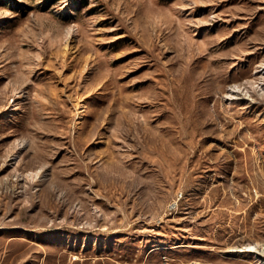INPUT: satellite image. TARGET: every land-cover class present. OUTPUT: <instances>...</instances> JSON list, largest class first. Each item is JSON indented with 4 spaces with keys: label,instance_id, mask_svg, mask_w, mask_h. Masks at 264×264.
<instances>
[{
    "label": "rangeland",
    "instance_id": "obj_1",
    "mask_svg": "<svg viewBox=\"0 0 264 264\" xmlns=\"http://www.w3.org/2000/svg\"><path fill=\"white\" fill-rule=\"evenodd\" d=\"M0 264H264V0H0Z\"/></svg>",
    "mask_w": 264,
    "mask_h": 264
},
{
    "label": "bare ground",
    "instance_id": "obj_2",
    "mask_svg": "<svg viewBox=\"0 0 264 264\" xmlns=\"http://www.w3.org/2000/svg\"><path fill=\"white\" fill-rule=\"evenodd\" d=\"M240 86H236V87H234L233 88V90L230 92V96H234V95H236V96H239L240 95ZM242 95V94H241ZM245 96V95H244ZM232 99H234L233 97H232ZM242 99H244V98H242ZM253 102V101H252ZM247 251V250H246ZM248 252H250V249L248 250ZM254 252V251H253Z\"/></svg>",
    "mask_w": 264,
    "mask_h": 264
}]
</instances>
